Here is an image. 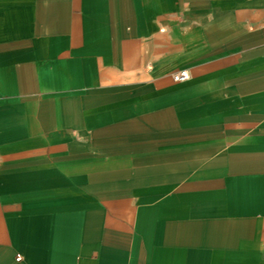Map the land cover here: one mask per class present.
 Segmentation results:
<instances>
[{
  "label": "crops",
  "instance_id": "obj_1",
  "mask_svg": "<svg viewBox=\"0 0 264 264\" xmlns=\"http://www.w3.org/2000/svg\"><path fill=\"white\" fill-rule=\"evenodd\" d=\"M263 241L264 0H0V264Z\"/></svg>",
  "mask_w": 264,
  "mask_h": 264
},
{
  "label": "built area",
  "instance_id": "obj_2",
  "mask_svg": "<svg viewBox=\"0 0 264 264\" xmlns=\"http://www.w3.org/2000/svg\"><path fill=\"white\" fill-rule=\"evenodd\" d=\"M189 73L188 71H178V72H175L173 75H172V78L174 81L176 82H183V81H186L189 79ZM262 248H263V252H264V241L262 243ZM21 258L18 257V260H20Z\"/></svg>",
  "mask_w": 264,
  "mask_h": 264
}]
</instances>
